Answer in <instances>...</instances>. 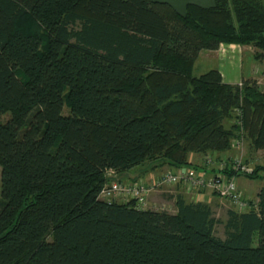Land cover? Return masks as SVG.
<instances>
[{
	"label": "trees",
	"instance_id": "trees-1",
	"mask_svg": "<svg viewBox=\"0 0 264 264\" xmlns=\"http://www.w3.org/2000/svg\"><path fill=\"white\" fill-rule=\"evenodd\" d=\"M221 44L264 59L263 0H0V264H264V185L224 221L180 194L175 213L99 199L108 171L264 151V92L196 74Z\"/></svg>",
	"mask_w": 264,
	"mask_h": 264
},
{
	"label": "built area",
	"instance_id": "built-area-1",
	"mask_svg": "<svg viewBox=\"0 0 264 264\" xmlns=\"http://www.w3.org/2000/svg\"><path fill=\"white\" fill-rule=\"evenodd\" d=\"M242 139H234L231 142V148L237 151L241 147ZM207 171H214L212 178L207 172H195L191 169H179L177 172L167 171L160 177L151 179L148 182L141 180H114L104 185L99 194V199L104 201H114L118 203H127L134 201L136 208L146 209L147 198L151 193L163 186L177 185L181 178L185 181L188 193L196 191H206L209 194H215L223 200L228 201L239 212L247 210V201L243 199L235 182L236 177H229L227 171H233L241 175H251L253 167L245 165L240 155H235L232 160L215 161L207 159ZM214 166V168H213ZM227 169V171H226ZM115 177L116 173L108 171L107 179ZM214 176V177H213ZM193 196V195H192Z\"/></svg>",
	"mask_w": 264,
	"mask_h": 264
},
{
	"label": "rangeland",
	"instance_id": "rangeland-1",
	"mask_svg": "<svg viewBox=\"0 0 264 264\" xmlns=\"http://www.w3.org/2000/svg\"><path fill=\"white\" fill-rule=\"evenodd\" d=\"M252 52L254 53L255 50L253 48ZM218 52L216 54V56H214L212 53L210 54V52L208 53L207 51H204L203 53H201V56L197 62V73L196 74H200L205 68V65H209L211 62L215 63V61H219L220 59H229V55L225 54V52H223L222 50H219V48L217 49ZM216 50V51H217ZM225 51V50H224ZM219 53V54H218ZM222 55H225V59L221 58ZM240 56H236L235 60H237V62L240 60ZM224 57V56H223ZM217 59V60H216ZM234 59V58H233ZM264 59H262L263 61ZM260 63V62H259ZM263 64V63H262ZM260 64H258L259 66ZM246 68H248V66H250L249 62L245 63ZM263 68H264V64H263ZM258 69V68H257ZM256 69V70H257ZM260 69V66H259ZM264 71V69H263ZM260 80L258 81H254L256 83V85L264 92V72L261 78H259ZM253 81V80H252ZM259 83V84H257ZM242 83L239 85L241 86ZM64 114L67 113V109L65 108L63 111ZM8 118V116H4L3 117V121L6 120ZM226 127H230L236 124L235 121V117H234V113L233 116H231L230 120H227L224 122ZM238 153L235 152V150L232 151H228L227 154H223L224 157L222 156H216L215 154L211 153V152H204V153H192L193 157L190 159V155L188 157V161H187V165L180 167V168H174L172 166H170L169 164H164L166 162L159 160L154 162L155 164H151V163H144L142 167V169L147 170L148 167H150L149 165H156L158 166V169L156 170L155 174H153L152 176L155 178L160 177L163 173H166L167 171H171V172H177L179 169L182 168H188L191 169L195 172L197 171H203L204 169L207 172V159L211 158L215 161H220V160H232V158L235 157V154L238 155H242V161L245 165L251 166V167H255L256 165H264V151L260 152V153H254L250 143L247 139L244 138V145H242V147H240L238 150ZM234 153V154H233ZM230 154V155H229ZM253 158V159H252ZM190 160V162H189ZM164 167V168H163ZM144 170H138V171H144ZM227 171V169H226ZM215 172L212 171L210 172L208 175L209 177L212 178V175ZM235 174H233V171H231V174L228 175L229 177H235ZM120 174H117L115 177H111L109 179V181H114V180H124V178H121L119 176ZM214 177V176H213ZM153 179V178H152ZM185 181L181 178V180L179 181V183L177 185H171V186H163L158 188L156 191H154L153 193H151L149 195V197L147 198V203H146V209H153L156 211H167L169 213H173L175 211V196L178 195V191L180 189H184L186 188V186L183 185ZM237 186L241 188V192H244V195L248 198H250V200H246L247 203H250L251 206H253V203H255L256 199H255V188H261L264 185V173L263 174H259L258 178L255 179V181L253 180H248L247 178H242L239 177V180L235 181ZM247 185H252V189L249 188V186H244V184ZM201 191H196L194 192L195 194L192 196L191 191L190 193H183V197L187 202H193V203H198L196 201L201 200L202 198H200V195H198V197H196L195 195H197L196 193H200ZM193 193V192H192ZM215 195V194H210ZM202 196V195H201ZM217 197V195H216ZM245 199V198H244ZM219 204H216L215 206H213V204L211 205L213 207V213L216 219H219L220 221H224L225 217H226V213L227 211L232 208V206L230 205V203L226 200H220ZM205 204V203H204ZM249 206V205H248ZM215 234L217 237L223 238L224 237V230H223V226L222 225H217L216 230H215Z\"/></svg>",
	"mask_w": 264,
	"mask_h": 264
},
{
	"label": "crops",
	"instance_id": "crops-1",
	"mask_svg": "<svg viewBox=\"0 0 264 264\" xmlns=\"http://www.w3.org/2000/svg\"><path fill=\"white\" fill-rule=\"evenodd\" d=\"M153 1L159 2V3H165V4L169 5L171 8H173L180 15H183L185 13V9H186L187 5H195V6L207 9V8L213 7L214 2H215V0H153ZM263 3H264V0H263ZM219 50H222L223 52H225V54L229 55V57H228L229 59L228 60L225 59L226 56L222 55L221 58H224L225 60L220 59L218 61L216 59L217 61H215V63L211 62L209 65H205L206 68L203 70V72L207 71L208 69L217 70L222 77V82L224 84H228V85L239 86L241 83H244V82H254V81L260 80L259 78L262 77L263 72H264L263 71L264 60L263 61L262 60H256L254 58V53L252 52L251 47L239 46V45H235V44H221L219 46ZM203 52H201V53H203ZM207 52L208 53L210 52V54L212 53L214 56H216L218 50L217 51H207ZM201 53H200V56H201ZM239 55H241L240 60L237 62V60H235V57L239 56ZM200 56H199V58H200ZM246 62H249V64H250V66H248V68H246V66H245ZM258 64H260L259 65L260 69H259ZM257 84H259V83H257ZM242 145H244L243 139L241 142V147H242ZM234 150L235 149L231 148L230 151L233 152ZM262 151L263 150H256V151L253 150L254 153H260ZM235 152L238 153V151H235ZM213 154H215L216 156L224 157L223 154L226 155L227 152L226 153H216L215 152ZM235 155H237V154H235ZM240 156L242 157V155H240ZM192 157H193V154L190 155V159ZM189 162H190V160H189ZM143 165H141V166H143ZM141 166L135 167V168L128 170V171H125V172H121V173H119L120 174L119 176L121 178H124V180H126V181L127 180H130V181L141 180L144 182H148L152 178L154 179V177L152 175L155 174L156 170L158 169V166L149 165L150 167H148L147 170L142 169ZM213 168H214V166H213ZM182 169H184V168H182ZM138 170H144V171H138ZM197 172H200V171H197ZM201 172H203V171H201ZM204 172H206L205 169H204ZM210 172H212V171H210V170L207 171V175H210L209 174ZM117 174L118 173H116V175ZM241 177L245 178L243 176H241ZM236 180H239V177H236L235 181ZM244 186H249L250 189L253 188L252 185H250V184L247 185L246 183L244 184ZM259 189L255 188V199H256V195H257ZM238 190L240 191L243 199L245 198L244 200H247V199L250 200V198H248L244 195V192H241L240 187H238ZM184 192L188 194L187 188L180 189L177 194H180L183 196ZM191 194L194 195L195 193L191 192ZM196 194H197V195H195L196 197H198V195H200V198H202L201 200H198L196 202L205 203V204L209 205L211 207V209H213V207L211 206L212 204H213V206H215L216 204L221 203V202H219L220 200H223L222 198H220L218 196L216 197V195L211 196L208 192H206L204 190L201 191L200 193H196ZM151 210H153V209H151ZM173 213H175V211Z\"/></svg>",
	"mask_w": 264,
	"mask_h": 264
}]
</instances>
